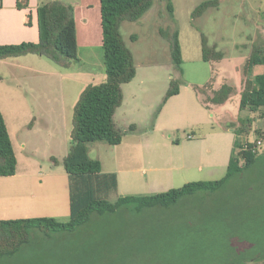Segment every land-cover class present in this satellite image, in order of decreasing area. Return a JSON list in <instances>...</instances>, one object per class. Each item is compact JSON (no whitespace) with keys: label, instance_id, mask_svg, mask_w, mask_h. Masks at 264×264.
<instances>
[{"label":"rangeland","instance_id":"1","mask_svg":"<svg viewBox=\"0 0 264 264\" xmlns=\"http://www.w3.org/2000/svg\"><path fill=\"white\" fill-rule=\"evenodd\" d=\"M16 1L3 0V8L14 6ZM47 1L19 0L23 5L20 11L25 17L24 31L27 35L31 33L28 29L32 25L37 27L36 6ZM63 1L90 6L89 13H95L99 19V0ZM203 1L206 0H153L149 10L137 21H123L119 27L139 71L158 67L161 71L170 70L179 87L182 85L188 89L189 86L192 88V83L203 85L213 71L214 86L224 83L233 86L229 100L204 110V115L185 112L179 105L177 115L170 110L160 119L158 133L169 135L174 142H181L171 149L160 150L165 158V163L160 161V164L170 166L168 158L178 157L180 164L200 167L202 173L212 166L223 165L228 144L237 142L238 136L233 131L229 132L232 134H229V140L223 137L216 139L209 133L235 117L244 55L248 54L252 40L264 39V0H220L217 8H208L193 18L192 11ZM167 3L172 5V16ZM17 23L19 21L11 17L0 16L1 30H19L22 26ZM160 28L178 31L183 52L179 68L171 61L169 43L160 35ZM132 34L136 35L135 41L130 39ZM201 34L207 37L209 46L224 54V61H202ZM87 50L79 49L78 57L70 61L71 70L37 54H26L9 65L0 62V73L8 75L9 80L16 81L13 78L17 77L14 74L18 71L31 73V79L24 78L23 81L27 84V96L32 102H37L31 103L25 122L33 116L57 115L53 105L45 104L43 99L50 95L55 98L57 88L62 84L65 97L63 112L68 124L63 128L55 121L53 126L46 128L36 120L40 125L34 124L33 134L27 135L33 143L30 157L36 160L34 168L41 175L48 172L46 178L66 172L61 157L66 152L77 89L87 82L98 84L105 78L102 47ZM59 71L63 76L62 82ZM100 73L103 79L98 78ZM148 83L145 81L142 86L135 87L134 100H129L136 113H140L143 105L145 109L150 105V111L155 114L164 102L165 90L156 86L151 88ZM144 91L150 94V99L146 100ZM183 96L181 94L180 98ZM144 112L148 113V109ZM253 119L254 127L249 125L250 122L244 125L246 133L243 140L261 138L264 142V108L256 111ZM240 121L246 123L245 120ZM196 136L204 139H195ZM107 147L99 140L86 143L87 153L94 159L97 156L108 158ZM259 154L249 169L227 180L221 188L183 196L169 207L137 209L127 203L112 212H93L89 220L73 232L60 230L47 234L38 228L31 229L28 241L14 254L0 256V264H264V144ZM18 158L22 169L24 164L20 155ZM52 158L57 160L55 164ZM200 176L206 177L205 174ZM76 184L79 186L80 182ZM97 196H106L108 202L116 201L112 191Z\"/></svg>","mask_w":264,"mask_h":264},{"label":"trees","instance_id":"2","mask_svg":"<svg viewBox=\"0 0 264 264\" xmlns=\"http://www.w3.org/2000/svg\"><path fill=\"white\" fill-rule=\"evenodd\" d=\"M220 0H206L192 11L195 18L208 8H217ZM153 0H99L100 23L102 30V52L105 80L98 84H88L80 93L73 107L69 146L62 158L64 170L71 177V212L66 220L54 217H27L0 220V256L14 254L22 244L28 241L31 229L38 228L45 233L74 230L89 220L93 212H112L123 204H132L135 208L161 206L169 207L183 196L198 191H215L227 180L249 169L259 153L252 151L249 143L243 149L241 142H235V150L230 155L225 175L216 180H195L180 187L149 195H126L108 202L98 191L102 184L114 186L115 175L101 174V163L87 153L86 143L102 140L110 145L121 142L123 131L116 126L114 114L123 99V84L135 76L136 68L131 50L126 46L120 24L123 21H137L152 6ZM17 8H22L19 0ZM172 16V5L167 3ZM38 40L22 41L17 44H0V59L37 54L44 56L60 67H68L72 59L77 58V41L73 8L60 0H50L36 7ZM160 35L169 43L171 61L179 67L182 62L178 31L160 28ZM260 38V37H259ZM132 41L136 35L130 36ZM223 53L208 45L207 37L201 34V58L204 61H216ZM254 65L264 66V39L252 40L244 68L248 72ZM0 75V79H1ZM197 88V86H195ZM232 91L230 84H222L210 101L214 104L224 102ZM179 92L178 80L172 79L165 92L164 100ZM239 107L256 112L264 108V74L247 76L243 82ZM134 126L128 127L133 131ZM244 129L240 128V134ZM53 159V163L57 160ZM17 158L13 145L0 112V176L13 175L16 172ZM75 182V185L73 184ZM77 182L80 185L77 186Z\"/></svg>","mask_w":264,"mask_h":264},{"label":"crops","instance_id":"3","mask_svg":"<svg viewBox=\"0 0 264 264\" xmlns=\"http://www.w3.org/2000/svg\"><path fill=\"white\" fill-rule=\"evenodd\" d=\"M60 1L64 2L63 0ZM64 3L72 5L73 7L77 54L80 48L92 50L94 47H102L100 6L99 19H97L95 13H89L90 6L86 5L83 7L78 2ZM15 5L16 4L12 7L9 6L7 7L8 9H6L3 8V0H0V16L11 17L12 19L18 20L19 23L17 24L22 26L19 30L13 31L11 29L9 32L4 31L7 28L1 30L0 27V44L37 41L38 27H34V25H32V27L28 29L31 30V33H28L27 35L26 31H24L26 29L24 22L25 17L21 15V9L17 8ZM78 17L80 18V22H78ZM182 55L183 52L181 49V56ZM247 55L248 54L244 55L242 73H240L239 76V101L245 78L247 76L264 74L263 65H254L248 72L245 70L244 65ZM19 57L21 56L0 59V62L9 65L11 64L10 62H14V60H17ZM224 58L223 54L222 58L219 60L202 61L219 63L224 61ZM134 64L136 68L135 76L132 80L123 84V99L114 114V122L116 126L123 131L121 142L116 145H110L105 141L99 140L103 143V145L107 144L108 146V158L104 159L97 156V159L101 163V174H114L115 185L111 186L110 183L109 185L102 184L98 187V191H101L102 195H107L112 191L116 200L118 197L126 195H149L163 192L170 188L180 187L189 181L202 179L216 180L214 177H218L219 179L220 177L222 178L226 173L231 151L232 149H235L234 147H236L234 146L235 143L232 142V144H228L223 165H217V167L212 166L206 172L202 173L203 171L200 167L195 168L192 164L190 166L184 165V163L180 164L179 160L181 159H178V157L170 156V158H168L170 166L161 165L160 161L161 163H165V158L160 153V150L164 148L171 149L172 146H178L181 142L179 140L174 142L169 135L159 134L158 132L160 130V119H162L164 114L171 112L170 110L174 112V114L172 113L173 115H177L176 109L179 105H182L185 112H194L195 114L198 112L199 114L204 115V110L213 109V106L222 105L227 102L233 93V86L230 84L232 86V91L224 102L219 104L212 103L210 101L211 97L222 85L216 84V86H214L212 84V71L203 85L198 83L193 84L191 82L192 88L189 86V89L180 85L179 92L164 100L162 106L158 108L155 114L150 111V108H152L150 105L146 108L148 109V113L144 112L146 110L144 105L140 113H136L135 110L133 111L135 107L134 104L129 101L130 99L132 102L134 100L133 92L135 87L142 86L145 81H147L149 82L148 86L151 88L153 86L159 88L161 87L163 88V91L165 90L166 92L169 83L174 76L171 74L170 70L161 71L158 70L159 67L157 69L150 68L148 70L142 69L139 71L135 62ZM66 69L71 70L70 66L66 67ZM30 74V72L18 71L14 74L17 75V77L13 78L16 79V81H14L9 80L8 75L6 76L0 73L2 77L0 79V112L5 120L17 158L15 174L0 176V220L27 217H54L60 220H66L69 218L71 212V177L65 171V173H61L56 177L50 176L49 178H46L48 172L41 175V172H39L37 168H34L36 160L30 157V155H32L33 143L31 140H28L27 136L29 133L33 134L31 130L35 125L38 126L41 124L43 127L50 128L56 121L57 124L65 128L68 124H66L67 121L63 112L65 111L63 87L60 83V86L57 88V96L55 98L50 95L43 99L45 104L53 105V108L57 110V115L46 114L39 116L38 118L33 116L29 122H25L26 120L24 117H26V112L32 108L31 103L33 104L37 102V100L32 102L31 98L27 96V84L23 81L24 78L31 79ZM59 75L61 76L60 82H62V73L60 72ZM98 78L103 79L102 73H100ZM94 80L95 78L90 79V81ZM104 80H101L98 83H101ZM182 81L186 82L185 79H182ZM88 84L93 83L87 82L86 84H82L81 87L77 89V93L73 99L74 104L76 103L81 91ZM195 86H197V88H195ZM203 91H206L207 94L205 95V92ZM144 93L146 92L144 91ZM181 94H184L185 96L180 98ZM150 98V94H147L146 100ZM254 113L255 112H251L246 108L241 109L238 102V111L235 114V117L229 118L228 122H224L226 123L224 124L225 126H221L220 129H211L212 133L209 134H212V137L216 139H222L223 137L229 140V134L232 135L229 132L233 131L235 135L238 136L237 141L241 142L243 141V135L246 133L244 125L249 124L250 122L249 125H252L251 127L255 126V121L253 119ZM241 119L243 121L245 120L246 123L243 124V122L240 121ZM36 120H40V124H36ZM131 125L135 127L133 131L128 130V127ZM240 128L244 129V131L237 135L236 133ZM18 133L21 135H17ZM188 138L192 139L193 137ZM195 139L202 140L204 137L196 136ZM66 141L67 144L65 151L67 152L69 137L66 138ZM24 152L30 154L25 155ZM199 154H202V152ZM19 155L22 159V163L24 164V168L22 169L19 167ZM62 158L63 156L61 157V161ZM202 174H205L206 177L202 178L200 176ZM103 197L105 198L106 196ZM74 230H71L70 232H73Z\"/></svg>","mask_w":264,"mask_h":264},{"label":"built area","instance_id":"4","mask_svg":"<svg viewBox=\"0 0 264 264\" xmlns=\"http://www.w3.org/2000/svg\"><path fill=\"white\" fill-rule=\"evenodd\" d=\"M249 143L252 144V151H254L256 153L261 152V147L264 144L263 139H261V138H257V139L252 140V141L244 139L243 141H241L243 149H246L248 147Z\"/></svg>","mask_w":264,"mask_h":264}]
</instances>
